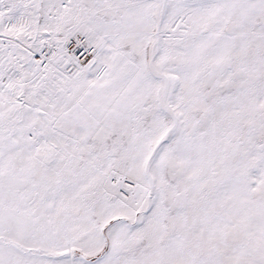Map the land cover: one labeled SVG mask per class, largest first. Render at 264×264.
<instances>
[{
    "label": "snow or ice",
    "instance_id": "1",
    "mask_svg": "<svg viewBox=\"0 0 264 264\" xmlns=\"http://www.w3.org/2000/svg\"><path fill=\"white\" fill-rule=\"evenodd\" d=\"M0 264H264V0H0Z\"/></svg>",
    "mask_w": 264,
    "mask_h": 264
}]
</instances>
